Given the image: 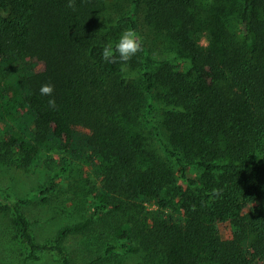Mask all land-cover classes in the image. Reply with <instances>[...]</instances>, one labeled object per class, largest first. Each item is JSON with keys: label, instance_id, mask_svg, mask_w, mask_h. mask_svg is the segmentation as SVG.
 Instances as JSON below:
<instances>
[{"label": "trees", "instance_id": "trees-1", "mask_svg": "<svg viewBox=\"0 0 264 264\" xmlns=\"http://www.w3.org/2000/svg\"><path fill=\"white\" fill-rule=\"evenodd\" d=\"M66 5L0 0V72L20 71L15 107L24 117L0 140V168L28 171L48 151L95 170L91 198L77 189V217L44 243L22 206L47 200L64 158L40 193L10 205L11 218L1 209L13 252L24 264L49 254L58 264L263 261L264 0ZM128 28L142 50L121 71L101 51ZM46 83L51 97L40 95ZM175 199L177 216L166 213ZM248 200L256 204L246 210Z\"/></svg>", "mask_w": 264, "mask_h": 264}, {"label": "rangeland", "instance_id": "rangeland-1", "mask_svg": "<svg viewBox=\"0 0 264 264\" xmlns=\"http://www.w3.org/2000/svg\"><path fill=\"white\" fill-rule=\"evenodd\" d=\"M206 43V41H204ZM11 74H2L0 72V140L6 138L9 132L17 133L21 129L24 117H21L15 107L16 96L20 93L18 88L17 77L20 71L14 69ZM65 159L66 165L64 172L59 180L57 188L47 196L46 201H32L22 206V210L26 213L30 222H32L31 232L36 241L40 243L46 242L54 237L57 230L62 226L70 223L77 217L78 210L76 205L81 198L77 189L87 200L91 198L86 193L91 189V185L95 180V170L91 166L89 160H82L77 157L63 153H49L42 151L41 157L37 160L34 167L24 171L16 166L0 168V204L1 209H5L11 218L10 205L19 199L28 200L33 195L40 193L42 187L48 182L53 171L60 168L61 160ZM58 168L56 169V167ZM199 175L200 171H193ZM78 187V188H77ZM83 189V191H82ZM93 198V197H92ZM170 198V196H169ZM256 203L248 200L244 206L248 210L253 208ZM179 204L177 199L173 205L166 210V213L177 216L179 212ZM146 211L158 213L159 208L153 203L146 204ZM5 213L4 211H2ZM0 211V264H24L23 257H19L18 252L13 246L14 239L11 233L4 231L2 225L4 221L11 222V219L4 217ZM233 231H237L233 227ZM75 256H82L83 253H77ZM122 259L114 258L108 264H118ZM130 260V261H129ZM141 261V258H139ZM31 264V263H29ZM36 264H58L57 258L53 254L45 256V260ZM124 264H138L137 259H127ZM256 264H264L258 261Z\"/></svg>", "mask_w": 264, "mask_h": 264}, {"label": "clouds", "instance_id": "clouds-1", "mask_svg": "<svg viewBox=\"0 0 264 264\" xmlns=\"http://www.w3.org/2000/svg\"><path fill=\"white\" fill-rule=\"evenodd\" d=\"M66 7L75 11V0H67ZM142 50V39L138 33L128 28L121 32L119 39L113 43H107L101 51V57L108 63L121 64V71H125L128 62ZM40 95L51 97L54 91V87L51 84H43L40 88ZM48 106L52 109L56 108L55 99L48 100ZM213 194H217L214 190Z\"/></svg>", "mask_w": 264, "mask_h": 264}]
</instances>
